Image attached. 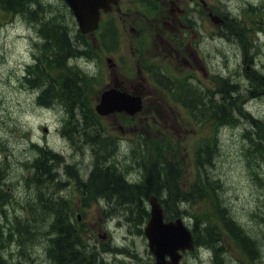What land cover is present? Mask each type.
Segmentation results:
<instances>
[{
	"label": "rangeland",
	"instance_id": "obj_1",
	"mask_svg": "<svg viewBox=\"0 0 264 264\" xmlns=\"http://www.w3.org/2000/svg\"><path fill=\"white\" fill-rule=\"evenodd\" d=\"M43 1L47 13L57 10L60 6L63 7L61 0ZM166 2L169 3L168 0ZM228 2L231 4L229 9L233 11V15L241 12L239 7H249L252 4L256 5L253 9L258 7L260 11L264 12V0H228ZM168 7H170V3ZM248 12L251 13L252 9ZM138 14L143 16V13ZM125 18V21L119 20V43L109 49V54H107L106 48L103 49L95 42L90 53L77 61L87 72L95 74L93 78L96 80L89 84L86 92L92 105H95L100 90L110 81L109 62L106 61L108 55L113 56L114 59L116 56L121 59L116 73L122 75L124 72L130 70L136 72L137 70V58L133 59L132 57L135 55L133 52L135 44L132 43V39L136 38L139 32L133 29L138 21L134 17V13L126 15ZM213 26L214 24L206 20L207 34L214 28ZM35 30L36 28L26 18L12 17L11 13L0 11V165L5 172L3 181H5V188L10 195L9 200L11 199L8 207L0 210V228L9 231L6 215L24 217L30 202L38 198L39 189H42L45 198H47L46 194H52L55 201L63 196L66 200H70L71 205H76L78 201L82 203L75 188L57 192L49 187L44 186L45 188H43V185L38 186L35 176L38 177L41 174L37 171L36 165L42 146L52 149V152L63 154L67 164H70L71 171H80L86 174L94 159L103 157L108 161V164H113L118 170L129 172L130 179L133 180L140 178L145 171L144 165L149 164L151 156L154 155L150 142L156 140L161 144L170 140L173 145L169 151L172 153L175 151L184 159L186 163L184 169L187 170L183 174V179L185 184L190 183L196 172V168L193 166V149L198 139H204L212 134L211 122L197 127L190 118L187 119L188 112L171 97V93L169 96L171 101L167 104L165 102V97L168 98L167 94L164 96L161 89H156L148 83L147 89L151 97L149 96L147 101L161 107L158 113L152 108L147 110V114H150L148 118H144L145 112L142 113L143 120L139 117L136 118L134 122L136 126L134 124L130 126L132 129L127 124L125 141L119 140L112 146H106V149H97L98 146L94 145L96 148L94 149L83 134L85 127L82 126L80 114L73 117L71 124L66 125L68 127L63 131L60 129L64 128L62 121H69V115L64 113L62 106L59 104L54 107L41 106L38 101L37 89H32L26 84L23 74L26 66L34 62ZM147 34L151 49L154 46L150 36L151 31H147ZM221 34L220 36L217 33L215 37L204 36L199 51L205 56L206 64L202 62L200 65H192L184 63L180 59L176 61L174 57L171 60L165 59L163 63L168 68H174L172 71L178 77L184 73L196 74L189 82L196 85L195 87L202 96L205 94L203 87L206 90L209 87L213 89L219 87V83L215 82L213 75L230 76L232 81L239 80L236 82L241 83L242 94L239 93L236 98V119H232L233 124L225 122L219 126L216 148L213 150L211 163L206 164L204 168L203 177L205 179L207 173L213 180L212 182H215V191L220 197L221 205L230 211L228 214L259 243L260 240L263 241L258 248L263 251L264 258V224H262L264 216V142H262L260 151H257V147L253 143L255 138L256 142L262 141L255 132L259 130L262 133L264 128H261V124L256 127L253 119L264 120V95L248 99L245 94L249 86L245 78L247 72L256 67L264 73V33L258 34L257 48L253 47L249 51L248 62L243 50L247 40L241 43L232 34L230 36H226V33L223 32ZM246 34L247 39L253 35L251 32ZM155 40H157L156 37ZM120 52L121 55L118 56ZM122 55H125V58L121 57ZM125 77L128 79L125 83L127 86L132 85L133 79H136L131 76ZM260 94L262 93L260 92ZM240 109L245 110L246 113L241 114ZM175 116L178 118L175 119ZM201 117L205 120L204 116L201 115ZM112 120L111 117H104L103 122L109 129H117L118 125L113 124ZM45 127H47V131H45ZM163 130L167 132V136L162 133ZM138 131L142 134L141 144L135 140L134 133ZM93 134L89 133V138L93 137ZM118 134L123 135L122 132H118ZM209 146H213V144ZM91 150H94L95 155ZM49 170L52 174L53 168L50 167ZM62 171V166L57 167L58 173L61 174ZM61 177L58 179L65 181V177L64 179ZM204 182L206 184V181ZM50 183L52 182L49 181L48 184ZM207 187L205 186V188ZM191 202L180 204L181 208L187 210L188 214L185 217L189 223L196 220V212L198 215H214L211 198H198L193 203ZM96 204L97 202H93L92 206H87L82 210L83 213L81 212V222L84 225H89L91 230L85 235L86 241L90 246L96 247L98 251L104 247L110 248L111 245L125 248V254H117V256L111 252H101L102 264H153L154 259L148 249L145 236L133 224L126 221V214L122 207L114 203L118 213L113 215V218L104 219L102 205ZM22 240L25 242L23 247L19 246L15 237L14 240L13 238L10 240L8 249L5 247L6 253H10L9 258L13 257L17 261L21 259L22 264H52L47 250V238L40 229L37 230L34 238H22ZM227 246V251L224 252L225 257L230 259L227 264H249L247 256L238 246L226 243ZM13 254L20 258H16ZM198 255L189 253L184 261L188 264H214L210 256L206 255L205 261H202ZM253 259L254 264H264V261H255L258 259L257 253ZM214 260L216 264H219L218 260Z\"/></svg>",
	"mask_w": 264,
	"mask_h": 264
},
{
	"label": "trees",
	"instance_id": "obj_2",
	"mask_svg": "<svg viewBox=\"0 0 264 264\" xmlns=\"http://www.w3.org/2000/svg\"><path fill=\"white\" fill-rule=\"evenodd\" d=\"M1 8L23 14L29 22L34 24L37 28L36 32L39 39L41 38L43 40L42 45L37 42V62L28 69V73L33 77L34 83L38 82V77L40 80L42 78L43 81H45V79H50V81H45L47 82L46 91L48 93L44 95L46 96V101L47 99H50V101L56 99L62 104L67 105L70 109L76 108L77 111L79 110L85 114L89 113L88 111H92V103L86 95V92L89 84H92L95 78L86 75L78 65H67L68 56L80 54L81 51L77 48V40L80 39L72 40L68 30L69 25L65 21L64 14L59 11H53L51 13L44 12L40 0H0V9ZM81 41L82 43H86L84 39ZM42 72L43 74L41 75ZM262 82L264 81L259 74L253 78V84L255 85L261 86L260 84H262ZM235 87L236 84L233 85V89L236 90ZM191 92V98H189L190 102L196 103L197 105L200 104L199 106H202L203 104L202 108H204L203 111H205L206 114L211 113L213 118L218 119L220 123H234L233 120L236 118L234 110L232 117V112L229 107L230 103L225 102L224 100L220 102L214 101L213 98L203 101V96L199 94L196 95L195 91ZM225 92L226 91H223L224 94ZM85 116L87 121L83 126H85L84 132L87 135L91 132V127L96 126L97 124H100L101 126L103 125L101 119L92 122L89 114H86ZM103 130H106V128H103ZM87 135L86 138L89 139V136ZM93 144L97 145L99 148H106V146L111 145L104 137H95L93 139ZM205 144L206 146L213 144V146H208L209 148L207 147L204 149V161L201 159L199 153L202 150L201 147L197 150L198 162L201 163V165L198 167V177L190 186V191L182 192L175 183L173 188H171L169 195L176 198H183V200L187 202L193 200L194 197L211 198V201L215 202L214 208L217 211V218H219L221 223L228 230H231L233 235L244 240L243 231L235 226L237 222L234 219L232 220V217L227 213L226 208L223 209L221 207L220 199L217 194L214 195L216 192L215 182H212L213 180L209 178L207 173L205 180L202 176L200 168L204 163L211 160L213 150L216 148L211 141ZM44 151L46 152V150ZM57 156L58 155L52 154L51 152H46L43 158L38 159L36 165L37 171L43 175L50 174L49 169L51 165L48 164L47 159H49V157L55 159ZM56 161L57 159H55V162ZM176 167L173 169V166L167 158L163 159V161L160 160L157 164L155 163L150 176L146 180L147 186H142L140 184V187L137 185H131L136 186L141 190L142 193L137 195L132 192H121L120 188L124 191V186L127 188L129 187L127 186L129 184L123 180V176L121 177V175H119L115 177L116 179L114 181L116 185L120 187L117 189L120 193L117 196L120 197V200L124 204L123 207L126 208L129 213L127 219L130 221L134 220L135 224H141L144 222L147 217V211L143 205L144 198L151 194L150 189L157 186L160 182L163 183V176L171 174L172 177L177 178L179 170L178 168L176 169ZM179 168L182 169L183 166ZM3 176L4 171L0 167V210H4L6 205L3 204L9 200L10 196L2 182ZM49 176H52V174ZM49 179H51V177H49ZM204 181H206V184ZM205 186L208 187L205 188ZM81 196L84 199H87L92 196V193H83ZM106 196L110 198L112 197V194H106ZM41 198L42 197H40V199ZM54 203V201L52 202L46 199L44 205H29L27 216L22 218L16 215H12L11 217L6 215L9 231L7 232L4 228H0V264H11L8 255L5 254V246H8V243L12 238L14 240L15 237L19 246L23 247L25 242H23L22 238H34L38 229H40L42 234L47 238L48 255L53 261V264H96L95 252L93 250L90 251L85 244L86 241L84 235L87 232V229H85L87 225L76 221L77 217H73L71 207H69L70 205H58ZM48 216L49 218H47ZM206 218L210 219L211 216L206 215ZM201 221L203 222L198 223L200 226L201 223L202 225L205 224L204 219ZM219 235H221V232L218 229V225L213 221L207 220L206 226L200 231L197 230L195 237L197 244L205 242V244L214 245ZM245 240L241 241L244 245ZM247 245H249V243H247ZM13 264H21V262L16 261Z\"/></svg>",
	"mask_w": 264,
	"mask_h": 264
},
{
	"label": "flooded vegetation",
	"instance_id": "obj_3",
	"mask_svg": "<svg viewBox=\"0 0 264 264\" xmlns=\"http://www.w3.org/2000/svg\"><path fill=\"white\" fill-rule=\"evenodd\" d=\"M158 6H162L159 15H157L158 19H155V34H158L159 42L154 43L155 47L159 48V54L163 58L174 57L176 61L179 59L184 63H190L192 65H200L202 61V55L199 50H201V41H202V29L204 28V16H205V6L201 4L197 0H168L170 3V7H168L169 3L166 0H156ZM174 2V4H172ZM147 4V3H146ZM201 4L203 12L200 8H197ZM118 8V7H117ZM121 8H118L120 10ZM115 11V9L113 10ZM159 21V22H158ZM218 33L222 31L221 28ZM144 34L143 31L138 32V36H142ZM152 36V35H150ZM214 35H212L213 37ZM109 40V36H105ZM113 42L116 41V37L114 34ZM119 42V39H118ZM117 42V43H118ZM136 58V55H134ZM116 63V66L119 64L118 62H112L109 68V72L112 77L116 76L117 78H121L123 82L128 81L125 75H118L116 73V66L113 67ZM139 63V62H138ZM140 65V63H139ZM138 65L137 73H136V81L138 85H141L142 82L153 81L156 75L152 73L151 69L144 68ZM133 75V74H132ZM195 74H190V76L194 77ZM150 78V79H149ZM112 84H108L111 86ZM137 85V86H138ZM132 86V85H131ZM46 86L43 84L39 91L41 94H48L46 91ZM146 96L144 97L145 100ZM46 99L43 98L42 102H45ZM148 102V101H147ZM152 108L156 109L157 104H152L147 106V110H151ZM64 113L69 115V121H62V125L67 128L66 125H70L72 119L74 117L75 110L70 109L67 105L64 106ZM114 118L117 117L116 113L111 114ZM110 115H108L109 117ZM123 128V126H121ZM93 137H90L88 140L89 143L92 144L94 149L95 146L93 144V139L97 137L98 133L95 134L93 132ZM107 142L113 145L116 140L109 131L106 135ZM98 138V137H97ZM91 149V148H90ZM97 149H106V148H97ZM94 151V150H93ZM91 150L92 153L93 152ZM103 157H97L94 159V163H100ZM68 180L64 181V186L59 188L53 185H46L47 187L54 188L57 192L63 191V189L72 188V185L69 184ZM108 183L104 182L103 185L99 187L100 190H108ZM120 188L116 185L114 180L110 182V190L117 191ZM121 190V188H120ZM260 260L264 261L263 257L256 259L255 261Z\"/></svg>",
	"mask_w": 264,
	"mask_h": 264
},
{
	"label": "water",
	"instance_id": "obj_4",
	"mask_svg": "<svg viewBox=\"0 0 264 264\" xmlns=\"http://www.w3.org/2000/svg\"><path fill=\"white\" fill-rule=\"evenodd\" d=\"M77 14L83 31H88L97 26L99 19V8L106 6L109 2L116 0H67ZM141 108V99L126 92L110 89L101 95L97 110L107 114L115 110H125L135 113ZM152 217L148 221L145 232L149 238L151 250L156 254L155 264H179V249L192 248L193 239L191 233L185 228L181 220L163 222V213L159 203L151 200ZM169 254L171 260H166Z\"/></svg>",
	"mask_w": 264,
	"mask_h": 264
},
{
	"label": "bare ground",
	"instance_id": "obj_5",
	"mask_svg": "<svg viewBox=\"0 0 264 264\" xmlns=\"http://www.w3.org/2000/svg\"><path fill=\"white\" fill-rule=\"evenodd\" d=\"M45 81H50V79H45ZM36 90V89H35ZM45 94H42V96L44 97ZM62 148V147H61ZM66 149V148H65ZM64 150V149H63ZM62 151V150H61ZM64 153V151H63ZM67 158V157H66ZM69 160V159H68ZM57 162V161H56ZM51 171V170H50ZM53 171V170H52ZM46 199L45 198H39V199H36V200H33L32 202H30V205H43V201H45ZM11 202L9 200H7V202H5L3 205H9ZM253 253H256L255 250H252ZM15 261L14 260H11L10 263L13 264Z\"/></svg>",
	"mask_w": 264,
	"mask_h": 264
}]
</instances>
